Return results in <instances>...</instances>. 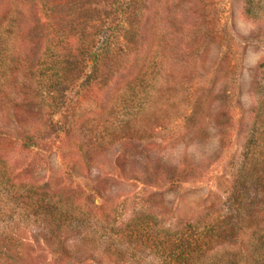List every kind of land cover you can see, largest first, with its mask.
<instances>
[{
  "label": "trees",
  "instance_id": "obj_1",
  "mask_svg": "<svg viewBox=\"0 0 264 264\" xmlns=\"http://www.w3.org/2000/svg\"><path fill=\"white\" fill-rule=\"evenodd\" d=\"M242 2L247 17L264 18L261 0ZM51 8V0H0V112L10 108L16 125L15 131L0 125V264H24L30 241L42 243L54 257L52 264H264V58L256 66L241 160L226 195L196 217L170 224L155 193L187 181L195 168L201 169L185 155L168 165L165 153L179 145L184 153L193 139L189 123L204 103L203 89L172 99L186 108L165 145L135 144L137 135L170 132L164 111L172 101L169 92L182 88V65L176 73L172 71L169 83L158 84V71H154L147 93L135 100L134 112L124 110L126 101L120 92L95 107L75 109L76 94L103 87L88 76L69 95L76 84L67 65L79 70L94 59L98 42H111L114 26L109 22L91 30L82 27L72 58L66 62L55 48L61 37L50 23ZM126 35L128 31L121 45H128ZM151 45V50L146 47L137 54L141 58L134 64L141 62L140 70L146 64L156 65V42L152 40ZM19 73L24 81L15 85ZM119 83L122 86V80ZM14 89L16 96L11 97ZM132 122L141 124L133 134L128 127ZM39 138L48 141L44 152L59 151L67 169L79 171L86 183L66 182L61 171L49 170L46 178L37 176L42 166L26 161L19 151L36 146ZM114 142L121 146L114 148ZM132 152L137 158L130 157ZM93 168L118 185L139 184L157 191L147 205L129 212L127 204L135 187L104 198L92 183L97 182L90 176ZM198 174L199 181L202 174ZM94 195L103 198L100 205H94Z\"/></svg>",
  "mask_w": 264,
  "mask_h": 264
},
{
  "label": "rangeland",
  "instance_id": "obj_2",
  "mask_svg": "<svg viewBox=\"0 0 264 264\" xmlns=\"http://www.w3.org/2000/svg\"><path fill=\"white\" fill-rule=\"evenodd\" d=\"M51 1L52 8L48 12L50 23L56 27L61 37L55 43V48L63 53L66 62L72 58L71 51L78 44L76 41L82 33V27L91 30L99 24L109 22L114 26L111 42L101 45V39L97 44L99 49L95 51V58L87 60L85 66H80L81 70L67 65L76 84L68 90L69 95H73L77 91V85L88 76L91 81L98 82L103 87L101 90L85 88L76 94L75 109L95 107L97 102L103 101L107 96L112 100L120 92L126 101L124 106L127 109L124 110L129 112L132 109L134 112L137 103L135 100L147 93V84L151 83L150 76L154 71H158V84L169 83L170 76L176 73L180 64L184 69L183 85L181 90L173 88L169 92L171 100L199 93L203 89L204 103L195 110L189 123L193 139L187 144L184 153L182 145L175 147L177 149L171 153H165L169 156L166 159L168 165L174 164L170 161L176 163L180 155H185L193 164L200 165L201 169L195 168L197 173H191L187 181L171 187L164 186L155 194L158 206L165 212V221L170 224L196 217L204 207L222 199L241 160L244 131L251 116L256 66L264 58V18L247 17L243 13L242 0H121L120 3L115 0ZM261 4L264 7V0H261ZM126 31L128 45L124 46L120 44V40ZM152 40L156 42L159 56L156 58L155 69L146 64L140 70L141 62L139 65L134 64L136 59L141 58L137 54L146 47L151 50ZM149 55L150 52L146 58ZM147 61L148 59L144 60ZM16 78L15 85L24 81L20 73ZM121 80L122 86L118 84ZM16 92L17 89H14L9 95L15 97ZM168 105L163 111L170 132L151 136L137 135L135 144L153 141L162 146L172 133H176L186 106H178L174 100ZM72 110L73 108L70 112ZM202 111L205 114L203 121ZM67 116L68 119L69 115ZM0 125L15 131V117L10 108L0 112ZM196 125L201 130H196ZM128 127L129 133L133 134L136 129L141 128V124L132 122ZM46 141L39 138L36 146L19 151L26 161L42 166L37 169V176L44 175L46 178L49 170L58 173L61 171L64 181L84 185L86 180L79 176V171L67 169L59 151L53 149L50 153L44 152L43 145ZM125 144L128 145V142L123 143ZM113 145L116 148V145L121 146V142H114ZM109 154L107 153L108 156ZM130 157L137 158L133 152ZM90 172L92 179L97 180L96 184L94 181L92 183L104 198L135 187L132 190L133 198L127 204L129 212L143 208L147 205L145 202L149 196L157 191L139 184L129 187L118 185L99 175V168H93ZM199 172L202 177L198 181ZM102 201L101 196L94 195V205H100ZM28 244L24 264H52L54 257L44 249L42 243L30 241Z\"/></svg>",
  "mask_w": 264,
  "mask_h": 264
}]
</instances>
